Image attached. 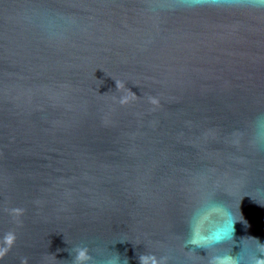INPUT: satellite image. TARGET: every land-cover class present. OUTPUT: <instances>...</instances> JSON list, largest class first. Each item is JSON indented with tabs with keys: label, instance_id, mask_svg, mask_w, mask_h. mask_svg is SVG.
Here are the masks:
<instances>
[{
	"label": "water",
	"instance_id": "95a60500",
	"mask_svg": "<svg viewBox=\"0 0 264 264\" xmlns=\"http://www.w3.org/2000/svg\"><path fill=\"white\" fill-rule=\"evenodd\" d=\"M188 2L0 0V264L264 259V7Z\"/></svg>",
	"mask_w": 264,
	"mask_h": 264
},
{
	"label": "clouds",
	"instance_id": "9594fccd",
	"mask_svg": "<svg viewBox=\"0 0 264 264\" xmlns=\"http://www.w3.org/2000/svg\"><path fill=\"white\" fill-rule=\"evenodd\" d=\"M204 3H208L210 6H220L221 3H229V0H189L186 6L197 7L202 6ZM249 4L253 7H264V0H250ZM81 256H83V253H81ZM256 264H264V259L257 258Z\"/></svg>",
	"mask_w": 264,
	"mask_h": 264
}]
</instances>
